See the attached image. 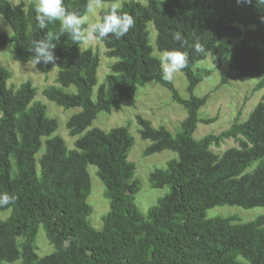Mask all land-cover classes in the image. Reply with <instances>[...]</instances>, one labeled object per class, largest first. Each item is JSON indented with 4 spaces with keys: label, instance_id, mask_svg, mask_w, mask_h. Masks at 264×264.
Listing matches in <instances>:
<instances>
[{
    "label": "trees",
    "instance_id": "obj_1",
    "mask_svg": "<svg viewBox=\"0 0 264 264\" xmlns=\"http://www.w3.org/2000/svg\"><path fill=\"white\" fill-rule=\"evenodd\" d=\"M96 1L109 4L99 11L93 34L116 60L93 100L99 59L79 49L85 25L78 23L91 1L0 0L11 31H0V48L10 45L16 60L32 62L42 73L54 63L58 85L44 87L43 95L64 109L79 107L66 121L76 136L69 149L52 135L57 121L45 104L33 101L35 87L29 81L9 86L11 71L0 65V210L10 209L0 220V264H264V214L245 222L206 217L217 205L264 206V101L244 120L193 137L198 122L215 120L199 117L205 96L193 94L210 75L194 67L207 53L219 64L228 61L221 81L246 75L259 78L253 90L264 87V0H123L120 7L112 4L116 0ZM149 22L155 48L184 75L188 98L153 56ZM147 81L167 88L185 117L171 134L136 116L140 138L149 141L143 154L176 153L165 168L150 172V186L168 191L143 214L134 201L140 187L127 159L133 145L127 126L86 128L99 111L132 106L137 86ZM69 85L74 93L63 90ZM228 138L237 146L220 154L210 148ZM88 165L95 166L109 204L98 230L88 221ZM39 227L52 246L41 257L35 252Z\"/></svg>",
    "mask_w": 264,
    "mask_h": 264
},
{
    "label": "rangeland",
    "instance_id": "obj_2",
    "mask_svg": "<svg viewBox=\"0 0 264 264\" xmlns=\"http://www.w3.org/2000/svg\"><path fill=\"white\" fill-rule=\"evenodd\" d=\"M12 4L19 1L28 3L39 0H8ZM89 10L78 19V23H83L85 27L81 30L82 40L79 44L80 50L90 49L96 53L99 64L96 71V83L92 87L91 97L94 100L96 90L100 84L105 81V76L109 73V65L116 60L115 57L105 55V46L93 34L94 27L99 22V11L107 7L109 3L90 0ZM123 0H116L112 4L116 7L121 6ZM145 4L147 0H140ZM39 9H42L40 4ZM149 43L153 47L152 54L157 57L163 69L164 77L170 80L178 93L183 98H188L186 91V79L184 75L169 64L166 55L155 48V30L152 23H147ZM0 31L10 34V28L5 19L0 15ZM0 65L11 71V77L7 84L18 87L22 82L29 81L35 87L33 101H40L46 106V114L55 118L57 128L52 135L60 136L69 149L74 148V139L76 136H70L66 128L67 119L77 111L79 107L62 108L54 102L48 100L42 93L44 87L49 85H58L55 82L57 66L52 63L48 72H40L32 62H21L14 58V53L10 45L0 48ZM194 67L206 68L210 70V75L200 81L193 90L195 96H205V103L199 109L198 115L201 118L214 117L211 123L198 122L193 133L195 139H199L208 133H218L226 129L235 119L244 120L259 100L264 101V87L259 90H253L254 85L259 78L241 75L237 78L228 77L221 81L229 70L228 61L218 63L213 52L207 53L204 60L197 62ZM67 93H74L75 87L69 85L63 88ZM149 120L153 127L163 126L171 134H174L180 121L185 117L184 108L171 98V93L167 88L153 81H147L143 85L137 86L134 93V103L132 106H121L113 108L109 112L99 111L95 118L87 126L86 130L92 127L100 128L104 131L110 128L126 125L130 135L133 138V145L129 149L127 159L135 164L134 177L139 182V191L135 194V203L140 212L146 213L148 208L156 203L157 198L168 191V187L153 188L149 184L148 176L155 168H165L167 160L176 157V153L171 150H163L149 155L143 154L144 148L149 144L148 140L140 138L138 133L139 125L136 116ZM44 138L41 140L43 141ZM237 146L234 139L228 138L222 140L218 145H212L210 148L220 154L229 147ZM43 144L37 153L42 152ZM87 172L90 180V192L86 202L91 207L88 221L95 229L102 228V217L109 209L108 200L103 196L104 186L96 175L94 165L87 166ZM264 214V206L252 208H242L236 205H217L206 210V217L215 216H234L240 221H249L259 215ZM10 215V209L0 210V220L6 219ZM35 252L41 257L52 252V246L45 237L43 229L38 228L35 238Z\"/></svg>",
    "mask_w": 264,
    "mask_h": 264
}]
</instances>
